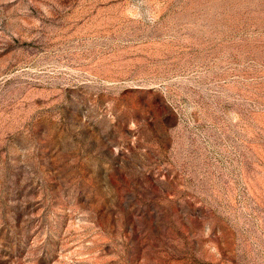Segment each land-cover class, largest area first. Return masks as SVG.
Segmentation results:
<instances>
[{"label":"rangeland","instance_id":"1","mask_svg":"<svg viewBox=\"0 0 264 264\" xmlns=\"http://www.w3.org/2000/svg\"><path fill=\"white\" fill-rule=\"evenodd\" d=\"M0 264H264V0H0Z\"/></svg>","mask_w":264,"mask_h":264}]
</instances>
